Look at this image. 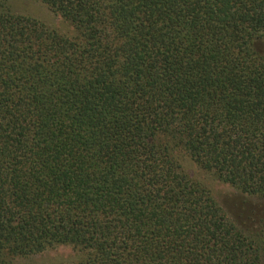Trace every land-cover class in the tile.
<instances>
[{
  "label": "trees",
  "instance_id": "obj_1",
  "mask_svg": "<svg viewBox=\"0 0 264 264\" xmlns=\"http://www.w3.org/2000/svg\"><path fill=\"white\" fill-rule=\"evenodd\" d=\"M0 0V264H264L197 167L264 199V0Z\"/></svg>",
  "mask_w": 264,
  "mask_h": 264
},
{
  "label": "rangeland",
  "instance_id": "obj_2",
  "mask_svg": "<svg viewBox=\"0 0 264 264\" xmlns=\"http://www.w3.org/2000/svg\"><path fill=\"white\" fill-rule=\"evenodd\" d=\"M16 7L36 16L48 26L63 28V21L53 12L36 0H21ZM183 167L195 180L203 182L211 190L217 202L238 223L248 221L247 216L253 210L264 211V199L246 196L235 188L213 178L208 173L197 167L188 157H183ZM76 256L75 250L68 246H57L26 258H18L16 264H44L55 261L72 260Z\"/></svg>",
  "mask_w": 264,
  "mask_h": 264
}]
</instances>
